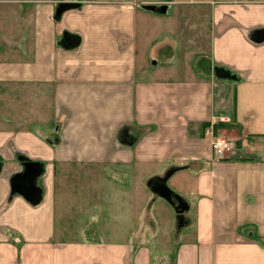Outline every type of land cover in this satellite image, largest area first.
Listing matches in <instances>:
<instances>
[{"label": "crops", "instance_id": "obj_1", "mask_svg": "<svg viewBox=\"0 0 264 264\" xmlns=\"http://www.w3.org/2000/svg\"><path fill=\"white\" fill-rule=\"evenodd\" d=\"M61 2L0 0V264H264V0Z\"/></svg>", "mask_w": 264, "mask_h": 264}, {"label": "water", "instance_id": "obj_2", "mask_svg": "<svg viewBox=\"0 0 264 264\" xmlns=\"http://www.w3.org/2000/svg\"><path fill=\"white\" fill-rule=\"evenodd\" d=\"M80 2L81 0H78L77 2L61 3L57 9V13L60 15L66 11L77 9L81 5ZM43 171L44 170H42V172ZM27 172L28 177L25 175L13 180L12 194L22 193L30 204L38 205L42 200V191L35 186V179L37 175L40 176L41 173L33 169H30ZM21 188L23 191H21ZM164 196L173 205L177 212H181L178 211L180 209L179 201L173 194L167 192Z\"/></svg>", "mask_w": 264, "mask_h": 264}, {"label": "built area", "instance_id": "obj_3", "mask_svg": "<svg viewBox=\"0 0 264 264\" xmlns=\"http://www.w3.org/2000/svg\"><path fill=\"white\" fill-rule=\"evenodd\" d=\"M190 3H197L200 0H189ZM70 2H76V0H62L61 3H70ZM219 122H226V118H220L218 120ZM217 120H214L211 124L212 127L216 125ZM211 127V128H212ZM211 148L214 154V157L216 160L220 161L226 158V156L235 149V143L231 141L230 139L218 136L213 139L211 142Z\"/></svg>", "mask_w": 264, "mask_h": 264}, {"label": "rangeland", "instance_id": "obj_4", "mask_svg": "<svg viewBox=\"0 0 264 264\" xmlns=\"http://www.w3.org/2000/svg\"><path fill=\"white\" fill-rule=\"evenodd\" d=\"M161 6H149V8H151L152 9V11H156L158 8H160ZM158 192V191H157ZM159 197H157V199H158ZM175 221H176V224L178 223V225L180 224L178 221H179V219L177 218V219H175ZM186 221H188V217H187V219H186Z\"/></svg>", "mask_w": 264, "mask_h": 264}]
</instances>
